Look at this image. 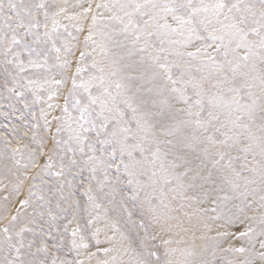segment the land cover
<instances>
[{"label": "snow or ice", "instance_id": "6c2138e0", "mask_svg": "<svg viewBox=\"0 0 264 264\" xmlns=\"http://www.w3.org/2000/svg\"><path fill=\"white\" fill-rule=\"evenodd\" d=\"M0 264H264V0H0Z\"/></svg>", "mask_w": 264, "mask_h": 264}]
</instances>
